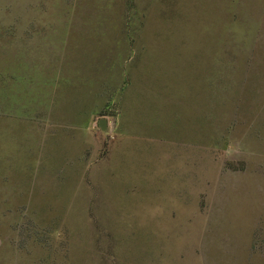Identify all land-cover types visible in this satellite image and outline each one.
<instances>
[{
	"label": "rangeland",
	"instance_id": "1",
	"mask_svg": "<svg viewBox=\"0 0 264 264\" xmlns=\"http://www.w3.org/2000/svg\"><path fill=\"white\" fill-rule=\"evenodd\" d=\"M0 264H264V0H0Z\"/></svg>",
	"mask_w": 264,
	"mask_h": 264
},
{
	"label": "water",
	"instance_id": "2",
	"mask_svg": "<svg viewBox=\"0 0 264 264\" xmlns=\"http://www.w3.org/2000/svg\"><path fill=\"white\" fill-rule=\"evenodd\" d=\"M98 126L101 128V129H104L105 127V122L103 120H99L98 121Z\"/></svg>",
	"mask_w": 264,
	"mask_h": 264
}]
</instances>
